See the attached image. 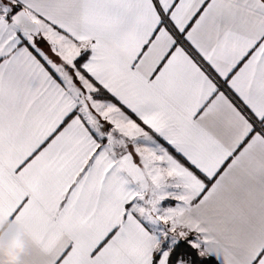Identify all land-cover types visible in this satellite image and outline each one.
Returning <instances> with one entry per match:
<instances>
[{
	"label": "snow or ice",
	"instance_id": "obj_1",
	"mask_svg": "<svg viewBox=\"0 0 264 264\" xmlns=\"http://www.w3.org/2000/svg\"><path fill=\"white\" fill-rule=\"evenodd\" d=\"M9 225L20 264H264V0H0Z\"/></svg>",
	"mask_w": 264,
	"mask_h": 264
},
{
	"label": "clouds",
	"instance_id": "obj_2",
	"mask_svg": "<svg viewBox=\"0 0 264 264\" xmlns=\"http://www.w3.org/2000/svg\"><path fill=\"white\" fill-rule=\"evenodd\" d=\"M110 47L112 50L128 51L125 46L112 44ZM26 252L27 247L22 229L9 225L3 232H0V264H20Z\"/></svg>",
	"mask_w": 264,
	"mask_h": 264
},
{
	"label": "trees",
	"instance_id": "obj_3",
	"mask_svg": "<svg viewBox=\"0 0 264 264\" xmlns=\"http://www.w3.org/2000/svg\"><path fill=\"white\" fill-rule=\"evenodd\" d=\"M210 259H212L215 262V264H220V262L216 258L210 257Z\"/></svg>",
	"mask_w": 264,
	"mask_h": 264
},
{
	"label": "crops",
	"instance_id": "obj_4",
	"mask_svg": "<svg viewBox=\"0 0 264 264\" xmlns=\"http://www.w3.org/2000/svg\"><path fill=\"white\" fill-rule=\"evenodd\" d=\"M212 257H214V258H216L215 256H212ZM217 259V258H216ZM219 262H220V260L219 259H217Z\"/></svg>",
	"mask_w": 264,
	"mask_h": 264
}]
</instances>
